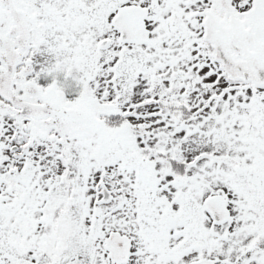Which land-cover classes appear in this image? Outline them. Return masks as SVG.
<instances>
[{
	"label": "snow or ice",
	"instance_id": "6c2138e0",
	"mask_svg": "<svg viewBox=\"0 0 264 264\" xmlns=\"http://www.w3.org/2000/svg\"><path fill=\"white\" fill-rule=\"evenodd\" d=\"M0 264H264V0H0Z\"/></svg>",
	"mask_w": 264,
	"mask_h": 264
}]
</instances>
